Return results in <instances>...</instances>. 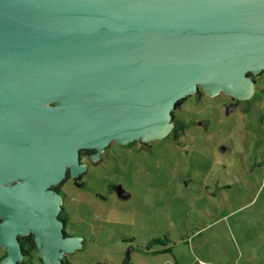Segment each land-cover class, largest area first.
<instances>
[{"label": "water", "instance_id": "1", "mask_svg": "<svg viewBox=\"0 0 264 264\" xmlns=\"http://www.w3.org/2000/svg\"><path fill=\"white\" fill-rule=\"evenodd\" d=\"M263 70L264 0H0V264L30 233L43 264L82 247L54 189L80 149L162 139L181 99L248 100Z\"/></svg>", "mask_w": 264, "mask_h": 264}, {"label": "rangeland", "instance_id": "2", "mask_svg": "<svg viewBox=\"0 0 264 264\" xmlns=\"http://www.w3.org/2000/svg\"><path fill=\"white\" fill-rule=\"evenodd\" d=\"M199 91L173 111L171 136L112 145L81 185L62 183L65 231L82 239L64 259L264 264V74L229 114L226 93Z\"/></svg>", "mask_w": 264, "mask_h": 264}, {"label": "flooded vegetation", "instance_id": "3", "mask_svg": "<svg viewBox=\"0 0 264 264\" xmlns=\"http://www.w3.org/2000/svg\"><path fill=\"white\" fill-rule=\"evenodd\" d=\"M263 74H264V70L261 71L259 74H256V75H254L252 73H248L249 78L254 82V90H256V85H257V82H258L259 77L263 76ZM200 94H201V92L198 91L195 95H200ZM226 95L228 97V100H227L226 104H235L236 105V108L241 104L242 100H238V99H236V98H234V97H232L231 95H228V94H226ZM175 122H176V115L175 116L173 115L171 132L173 131V129L176 126ZM173 135L175 136L176 134H173ZM135 141L141 142L145 146H147L149 144V142H143V141H140V140H135ZM133 142L134 141L129 142V143H125V144H119L117 141L112 140L107 146H105L102 149V151H99V152L96 149H91V148H83V149H80V151H79V165L84 166V168L81 169L77 173V175H75V176H73L72 175V171L70 169H68L67 176H66V178L62 182L64 183V181H66L68 179H71V180H73L75 182V184L81 185V179H82L83 175H85L88 172L89 166L90 165H94V166L95 165H98L103 160L102 156L104 154H108V151L107 150L112 145H116V144H118V145H130V143H133ZM61 186H59V190L58 191L62 194L63 200H64L65 199V193L62 190V187ZM60 190H62V191H60ZM63 200H62V205H63ZM61 211H60V213H61ZM59 217H60V214H59ZM65 228H66V226L64 227V229Z\"/></svg>", "mask_w": 264, "mask_h": 264}, {"label": "trees", "instance_id": "4", "mask_svg": "<svg viewBox=\"0 0 264 264\" xmlns=\"http://www.w3.org/2000/svg\"><path fill=\"white\" fill-rule=\"evenodd\" d=\"M185 99L186 98L181 99L177 103V107L176 108L181 106L183 104V102L185 101ZM173 115L175 116V112H173ZM62 183H60L59 185L55 186L54 189L59 190V186H61ZM60 191H62V190H60ZM64 215H65V210L63 208L61 213H60V218H62V220L65 222V226H66V224H67L66 222L68 221V219L65 218ZM65 234L66 235H70L66 231H65ZM19 240L21 242L22 252L24 254V258H23L22 262L24 264H43L42 259L39 256L38 246H37L34 234L30 233V234L25 235V236H20ZM153 243L154 244H161V245L163 244L164 246L166 245V243L163 240L159 239V238L153 239ZM5 253L0 257V259L5 255ZM63 260L65 262H67L68 264H71L67 259H63ZM126 261H127V259H126Z\"/></svg>", "mask_w": 264, "mask_h": 264}, {"label": "built area", "instance_id": "5", "mask_svg": "<svg viewBox=\"0 0 264 264\" xmlns=\"http://www.w3.org/2000/svg\"><path fill=\"white\" fill-rule=\"evenodd\" d=\"M202 264H205L204 262H202Z\"/></svg>", "mask_w": 264, "mask_h": 264}]
</instances>
